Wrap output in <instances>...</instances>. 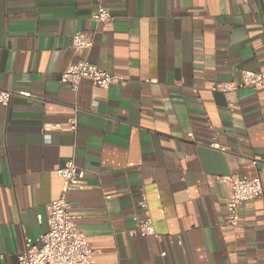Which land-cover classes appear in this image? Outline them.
Wrapping results in <instances>:
<instances>
[{
    "label": "crops",
    "instance_id": "0c3cea01",
    "mask_svg": "<svg viewBox=\"0 0 264 264\" xmlns=\"http://www.w3.org/2000/svg\"><path fill=\"white\" fill-rule=\"evenodd\" d=\"M98 4L108 26L91 21ZM77 32L93 42L82 58L124 85L60 82ZM243 71L264 73V0H0V90L31 95L0 106L3 261L47 232L55 171L73 160L84 189L67 201L93 264H264V162L251 164L264 161V87L210 91ZM72 118L75 132L56 129ZM235 174L258 177L263 198L232 228L222 178ZM141 193L153 237L129 234Z\"/></svg>",
    "mask_w": 264,
    "mask_h": 264
},
{
    "label": "built area",
    "instance_id": "2783aa9c",
    "mask_svg": "<svg viewBox=\"0 0 264 264\" xmlns=\"http://www.w3.org/2000/svg\"><path fill=\"white\" fill-rule=\"evenodd\" d=\"M91 21L95 24L108 26L113 18L109 12L98 4L91 14ZM92 39L82 32L74 33L71 37V49L75 55L73 61L60 76V82L67 84L73 92L78 90L79 83L86 79L99 89L108 90L113 85H124L122 77L108 74L88 63L82 56L92 47ZM264 87V73L243 71L241 82L215 83L210 91L227 94L242 88L257 91ZM13 95L31 98L29 93H16L0 90V106L7 107ZM58 130L75 132L76 121L74 118L67 121L64 126L56 127ZM44 129V141L50 142L48 132ZM212 150L225 152L218 144L209 146ZM262 160H252L255 166ZM62 186L58 198L46 207L48 230L36 239L25 238L22 250L17 255V264H93L91 257L93 251L85 235L79 231L76 225V217L70 212L67 201L68 194L73 191L83 190V177L85 171L76 166L73 160H69L55 171ZM228 185L229 196L226 201L227 224L236 228L239 224V207L246 203L263 198V188L258 177L247 179L239 175H231L222 178ZM142 214L141 218L134 217L135 228L129 234L142 238L155 235L153 222L143 193L137 204ZM1 264H7L0 257Z\"/></svg>",
    "mask_w": 264,
    "mask_h": 264
}]
</instances>
